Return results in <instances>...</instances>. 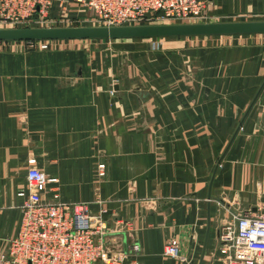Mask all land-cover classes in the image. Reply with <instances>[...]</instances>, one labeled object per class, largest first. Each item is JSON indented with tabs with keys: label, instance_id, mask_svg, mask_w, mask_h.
I'll use <instances>...</instances> for the list:
<instances>
[{
	"label": "crops",
	"instance_id": "obj_1",
	"mask_svg": "<svg viewBox=\"0 0 264 264\" xmlns=\"http://www.w3.org/2000/svg\"><path fill=\"white\" fill-rule=\"evenodd\" d=\"M202 14L264 19V0H206ZM57 40L0 49V252L33 156L59 200H104L108 247L139 246L125 264H223L221 226L264 212V33ZM171 237L188 261L163 254Z\"/></svg>",
	"mask_w": 264,
	"mask_h": 264
},
{
	"label": "built area",
	"instance_id": "obj_2",
	"mask_svg": "<svg viewBox=\"0 0 264 264\" xmlns=\"http://www.w3.org/2000/svg\"><path fill=\"white\" fill-rule=\"evenodd\" d=\"M75 1L89 11L86 19L96 25L199 18L203 17L206 3V0ZM54 2L0 0V24L10 27L57 26L70 21L64 13L51 14ZM22 42L28 48L44 49L51 45L50 39ZM109 92L112 94L114 88L111 87ZM28 162V194L20 205L19 228L0 252V264H125L130 253L139 249L137 243L132 244L131 251L109 248L106 238L111 228L105 218L104 200H95L99 204L97 210L90 207V201H61L58 177L48 176L39 169L35 157H29ZM105 168V162H98L97 175L103 177ZM46 187L52 191L49 200L42 196ZM219 241L223 264H264V212L233 214L231 220L221 226ZM163 254L188 261L186 256L179 254L175 237L166 241Z\"/></svg>",
	"mask_w": 264,
	"mask_h": 264
},
{
	"label": "water",
	"instance_id": "obj_3",
	"mask_svg": "<svg viewBox=\"0 0 264 264\" xmlns=\"http://www.w3.org/2000/svg\"><path fill=\"white\" fill-rule=\"evenodd\" d=\"M240 33H264V19L155 22L125 25L0 27V41L197 36ZM254 98L255 95L252 101Z\"/></svg>",
	"mask_w": 264,
	"mask_h": 264
},
{
	"label": "rangeland",
	"instance_id": "obj_4",
	"mask_svg": "<svg viewBox=\"0 0 264 264\" xmlns=\"http://www.w3.org/2000/svg\"><path fill=\"white\" fill-rule=\"evenodd\" d=\"M77 7H79V8L71 9L70 7L67 6L62 12H58V13H64L65 15H67L69 17L70 21L66 22L65 24L60 23V25L59 24H56V25L57 26L96 25V24L91 23L89 20L86 19V17L89 15V12L84 6L78 5ZM206 16L207 15H205V17H199V18H193V19H169V20L154 21V22H199V21L202 22V21H214V20L207 19ZM29 26H50V25H44V24L41 25L40 24V25H29ZM0 27H10V25L0 24ZM22 41H24V40H17L16 42L24 43ZM50 41H51V45L49 46V48L52 47V43L57 42L58 40L56 39V40H50ZM9 42H15V41H5V42L4 41H0V49L1 48L4 49V48H7V47H10L11 44H9ZM23 47L26 48L27 45L24 44Z\"/></svg>",
	"mask_w": 264,
	"mask_h": 264
},
{
	"label": "bare ground",
	"instance_id": "obj_5",
	"mask_svg": "<svg viewBox=\"0 0 264 264\" xmlns=\"http://www.w3.org/2000/svg\"><path fill=\"white\" fill-rule=\"evenodd\" d=\"M13 41H15V40H13ZM17 41V40H16Z\"/></svg>",
	"mask_w": 264,
	"mask_h": 264
}]
</instances>
